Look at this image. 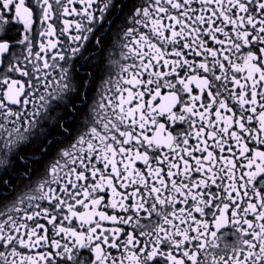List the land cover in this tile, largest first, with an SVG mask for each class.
I'll list each match as a JSON object with an SVG mask.
<instances>
[{
  "label": "snow or ice",
  "instance_id": "snow-or-ice-1",
  "mask_svg": "<svg viewBox=\"0 0 264 264\" xmlns=\"http://www.w3.org/2000/svg\"><path fill=\"white\" fill-rule=\"evenodd\" d=\"M0 264H264V0H0Z\"/></svg>",
  "mask_w": 264,
  "mask_h": 264
},
{
  "label": "flooded vegetation",
  "instance_id": "flooded-vegetation-1",
  "mask_svg": "<svg viewBox=\"0 0 264 264\" xmlns=\"http://www.w3.org/2000/svg\"><path fill=\"white\" fill-rule=\"evenodd\" d=\"M117 23H119V21H117ZM108 35L110 37L109 43H111V41L113 39H115V37L112 35V33H109ZM110 55L112 58L118 59L119 58V49L118 48L117 49L108 48L106 50V52L104 54V60H105L106 64L108 63ZM88 69H89V66L87 64H78L77 65V70L80 71L81 73L88 71Z\"/></svg>",
  "mask_w": 264,
  "mask_h": 264
}]
</instances>
